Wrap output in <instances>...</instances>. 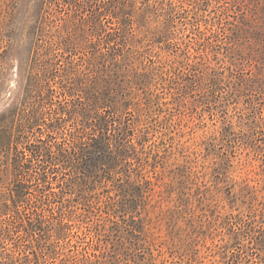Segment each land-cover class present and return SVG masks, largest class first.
Listing matches in <instances>:
<instances>
[{"label":"rangeland","instance_id":"1","mask_svg":"<svg viewBox=\"0 0 264 264\" xmlns=\"http://www.w3.org/2000/svg\"><path fill=\"white\" fill-rule=\"evenodd\" d=\"M0 264H264V0H0Z\"/></svg>","mask_w":264,"mask_h":264}]
</instances>
